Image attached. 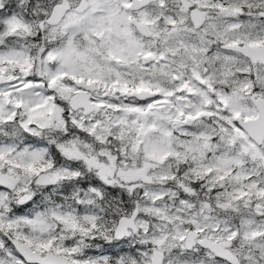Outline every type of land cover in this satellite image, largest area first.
Segmentation results:
<instances>
[{
	"label": "snow or ice",
	"instance_id": "1",
	"mask_svg": "<svg viewBox=\"0 0 264 264\" xmlns=\"http://www.w3.org/2000/svg\"><path fill=\"white\" fill-rule=\"evenodd\" d=\"M0 264H264V0H0Z\"/></svg>",
	"mask_w": 264,
	"mask_h": 264
}]
</instances>
